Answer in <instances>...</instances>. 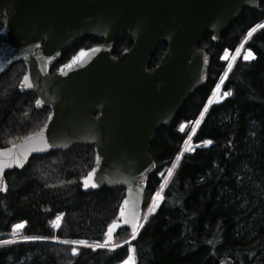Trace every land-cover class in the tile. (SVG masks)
Instances as JSON below:
<instances>
[{
	"label": "trees",
	"instance_id": "1",
	"mask_svg": "<svg viewBox=\"0 0 264 264\" xmlns=\"http://www.w3.org/2000/svg\"><path fill=\"white\" fill-rule=\"evenodd\" d=\"M99 43L86 37L66 46L51 60L50 70L78 49ZM130 46L123 35L112 53ZM165 48L163 43L154 48L148 67L159 62ZM198 48L205 53L202 85L171 123L156 130L150 144L145 219L137 235L121 229L113 242L117 247L99 246L106 226L117 218L124 188L83 189L81 179L94 166V150L75 144L33 155L20 169L4 173L0 242L18 231L20 240L0 243V264H121L129 247L133 264H264V0L243 8L218 40L204 33ZM238 48L220 89L227 96L204 111L192 147L177 159L227 66L222 53ZM249 51L253 58L246 60ZM24 70L16 61L0 74V148L39 129L49 113L48 106L37 104L34 92L22 87ZM182 124L186 127L180 130ZM162 184L160 201L146 214ZM21 222L22 228H13ZM76 240L85 243H70Z\"/></svg>",
	"mask_w": 264,
	"mask_h": 264
},
{
	"label": "water",
	"instance_id": "2",
	"mask_svg": "<svg viewBox=\"0 0 264 264\" xmlns=\"http://www.w3.org/2000/svg\"><path fill=\"white\" fill-rule=\"evenodd\" d=\"M257 3L0 0V74L6 65L21 61L22 87L49 107L39 129L0 148V190H5L4 173L20 169L33 155L75 144L92 146L90 171L95 172L87 186L81 179L82 188H124L117 218L106 226L101 244L112 246L120 229L135 236L153 162L149 148L154 134L172 122L206 73L200 38L210 33L218 40L230 20ZM123 35L131 46L114 55L113 46ZM86 37L100 43L78 49L50 71L53 57ZM162 43L166 48L161 59L148 67L154 48Z\"/></svg>",
	"mask_w": 264,
	"mask_h": 264
},
{
	"label": "rangeland",
	"instance_id": "3",
	"mask_svg": "<svg viewBox=\"0 0 264 264\" xmlns=\"http://www.w3.org/2000/svg\"><path fill=\"white\" fill-rule=\"evenodd\" d=\"M246 54H247V53H245V55H246ZM225 77H226V75L223 74L222 77L220 78V81H223ZM220 81H219V82H220ZM220 88H221V85H218V84H217V87L215 88V90L212 91V92H213V93H212V96H211V98L209 99V102H208L209 105H210V104H213V103L220 102V101L224 98L225 95H224L223 97H220V96H222V95H221V92H220ZM209 105H206V106L204 107V109H203L201 115L204 113V111L208 108ZM197 121H198V119H197ZM197 121H196V122L194 123V125L192 126L191 131H190V133H189L187 139L185 140L184 144L182 145V148H181V150H180V153H181V154H182L183 152L189 150V149L192 147L191 136H192V134H193V132H194L196 126L198 125ZM182 126H183V127H182ZM185 127H186L185 124L180 125V130H183ZM168 175H169V171H168V173H167V175H166L164 181L166 180V178H167ZM162 186H163V184L160 186V188L157 190V192L152 196L151 201L149 202L148 207H147L146 210H145V213H147V214H148V213H151V211H150V207H151V208H154V207L157 205V203L160 201V199H161V189H162ZM19 229H20V228H19ZM19 229H16V230H19ZM18 232H19V231H18ZM16 234H17V233H14V234H13L14 236H13L12 238L10 237L9 239H5V240H3V241L0 242V243H3L4 241H8V243H10L11 241L20 240V239H18V237H17ZM128 240H129V239H128ZM128 240H126V242H127ZM129 248H131V247H129ZM131 249H132V248H131ZM128 257H129V256H128ZM131 259H132V264H133V253H131ZM12 264H18V263H12ZM20 264H22V262H21Z\"/></svg>",
	"mask_w": 264,
	"mask_h": 264
},
{
	"label": "snow or ice",
	"instance_id": "4",
	"mask_svg": "<svg viewBox=\"0 0 264 264\" xmlns=\"http://www.w3.org/2000/svg\"><path fill=\"white\" fill-rule=\"evenodd\" d=\"M257 27H262V26H261V25H257ZM252 31H255V29L250 30L249 35H251V32H252ZM245 39H247V37H245ZM252 58H253V55H252V53L249 51V52L245 55V59L247 60V59H252ZM229 67H231V65H229ZM25 80H27V77H25ZM22 83H23V82H22ZM225 95H227V93H225ZM39 103H40V101H37V104H39ZM197 123H199V121H197ZM182 127H183V126H182ZM205 143H210V141H205ZM177 159H179V156L177 157ZM173 167H175V164H173ZM168 171H169V173H171L172 170L169 169ZM94 172H95V169H92V171L88 172L87 176L82 177V179H83V181H84V183H85V186H87L88 182L92 180L93 175H94ZM93 186H95V185L93 184ZM154 210H155L154 208H151V207H150V211H154ZM61 215H62V214H61ZM59 218H60V217L57 216L56 220L58 221ZM53 223H55V221H53ZM22 227H23V222L13 225V228H14V229H19V228H22ZM114 227H115V222H114L112 225H109V232L106 233V235H110V234H111V231H112V229H113ZM134 231H135V226H134ZM24 239H29V237H24ZM3 243H8V241H4ZM65 243H69V242H68V241H65ZM70 243H72V244H84L85 242L82 241V240H76V241H71ZM112 247L115 248V247H117V246L113 244ZM71 251H72L73 254H76L77 251H78V249L75 248V247H73V248L71 249ZM131 253H132V249L129 248V257H128L125 261H123L122 264H132Z\"/></svg>",
	"mask_w": 264,
	"mask_h": 264
}]
</instances>
